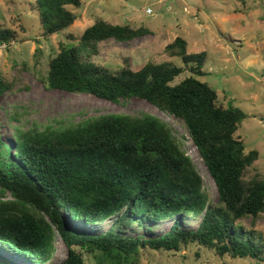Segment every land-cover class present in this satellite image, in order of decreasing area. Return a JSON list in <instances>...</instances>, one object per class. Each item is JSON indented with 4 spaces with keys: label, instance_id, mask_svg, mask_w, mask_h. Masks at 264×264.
<instances>
[{
    "label": "trees",
    "instance_id": "1",
    "mask_svg": "<svg viewBox=\"0 0 264 264\" xmlns=\"http://www.w3.org/2000/svg\"><path fill=\"white\" fill-rule=\"evenodd\" d=\"M81 4L35 0L40 36L67 30L78 17L69 7ZM146 34L144 27L102 19L77 36L66 34L67 42L49 59L44 87L113 103L137 97L180 118L215 184L217 201H211L171 126L150 113H107L73 125L31 128L19 131L10 144L0 136V264H20L14 255L26 264H46L55 232L67 250L60 264H85V254L96 264H139L141 250L176 253L189 244L221 258L264 264V243L242 222L250 219L254 225L264 214V175L254 169L259 154L246 151L236 136L246 113L220 101L217 91L198 79L205 73L206 52L189 53L177 36L164 51L168 59L181 58L183 66L148 61L135 70L110 71L90 58L102 41L127 42ZM15 39L14 30L0 26V45ZM186 70L187 77L171 84ZM10 88L0 74V96ZM185 215L198 218L197 225L181 227ZM111 218L106 229H87ZM172 219L150 237L115 230Z\"/></svg>",
    "mask_w": 264,
    "mask_h": 264
},
{
    "label": "rangeland",
    "instance_id": "2",
    "mask_svg": "<svg viewBox=\"0 0 264 264\" xmlns=\"http://www.w3.org/2000/svg\"><path fill=\"white\" fill-rule=\"evenodd\" d=\"M147 8L151 13L146 12ZM69 9L77 14L76 21L67 30L44 38L40 36L35 0H0V26L11 28L18 35L9 45L0 46V74L11 83V88L0 96V136L4 141L10 144L19 131L73 125L107 113H150L171 126L195 164L211 201H217L215 184L180 118L137 97L113 103L87 93L44 87L49 59L56 54L60 42H67L65 35L77 36L94 20L102 19L144 27L149 32L127 42L108 39L98 43L97 54L89 57L110 71L127 66L135 70L148 61L170 60L183 66L181 58L168 59L164 51L165 45L177 36L185 40L189 53L205 51V73L198 79L214 88L220 101L246 113L236 136L244 142L246 151H258L254 169L264 175V0H82L80 7ZM81 52L85 57V52ZM189 74L184 71L171 84ZM112 221L113 218L87 229L100 231ZM172 221L154 225L134 222L115 230L123 235L150 237L166 230ZM242 222L247 228H255L264 243V214L254 225L250 219ZM197 223L198 218L190 215L180 219L183 228H193ZM53 242V253L46 264H60L66 257V247L57 232ZM173 253L146 248L140 251L139 264H255L250 258H221L194 244L181 246ZM84 256L85 264H96ZM11 258L26 264L20 256Z\"/></svg>",
    "mask_w": 264,
    "mask_h": 264
},
{
    "label": "built area",
    "instance_id": "3",
    "mask_svg": "<svg viewBox=\"0 0 264 264\" xmlns=\"http://www.w3.org/2000/svg\"><path fill=\"white\" fill-rule=\"evenodd\" d=\"M146 12H147V13H151V10H150V8H147V9H146ZM0 46H1V47H5V46H7V45H5V44H2V45H0Z\"/></svg>",
    "mask_w": 264,
    "mask_h": 264
}]
</instances>
